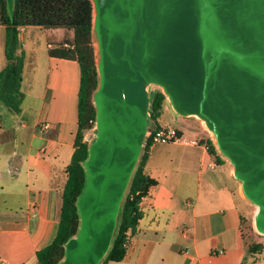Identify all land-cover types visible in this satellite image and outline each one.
Wrapping results in <instances>:
<instances>
[{"label":"water","instance_id":"1","mask_svg":"<svg viewBox=\"0 0 264 264\" xmlns=\"http://www.w3.org/2000/svg\"><path fill=\"white\" fill-rule=\"evenodd\" d=\"M96 137L80 226L57 264H102L153 130L151 92L200 125L264 236V0H90ZM13 18L14 0H5Z\"/></svg>","mask_w":264,"mask_h":264},{"label":"crops","instance_id":"2","mask_svg":"<svg viewBox=\"0 0 264 264\" xmlns=\"http://www.w3.org/2000/svg\"><path fill=\"white\" fill-rule=\"evenodd\" d=\"M19 31L25 58L20 111L0 98V264H37V253L55 238L79 127L80 64L50 52L69 48L73 31L43 25ZM0 35L1 72L5 24ZM168 110L166 103L158 123H177L199 143L149 150L145 170L156 184L140 202L143 216L125 258L110 264H264V244L246 254L241 196L230 166L201 143L209 137L203 129L177 116L165 121ZM46 123L49 128L41 129ZM184 227L191 228L187 237Z\"/></svg>","mask_w":264,"mask_h":264},{"label":"trees","instance_id":"3","mask_svg":"<svg viewBox=\"0 0 264 264\" xmlns=\"http://www.w3.org/2000/svg\"><path fill=\"white\" fill-rule=\"evenodd\" d=\"M56 3V4H53ZM0 12L6 25L5 56L6 66L0 72V98L12 110L19 112L23 100L21 84L23 79L24 52L21 50L19 27L43 25L47 28H68L73 31L69 48L50 50L54 55L77 59L81 68L79 92V127L75 140V151L71 163L66 168L68 179L64 188L61 220L53 241L37 253V264H57L65 255V243L77 234L80 215L77 201L87 183L84 162L88 158L91 143L84 141L87 130L96 121L93 95L98 85V74L92 43V4L90 0H14L13 18L0 0ZM166 106L165 96L159 88L151 92L150 119L156 126ZM182 133V131H179ZM208 146L218 163H225L209 137L201 140ZM149 158L148 145L134 173L128 193L123 203L118 228L112 246L102 264L122 261L127 253L129 235L135 231L143 213L140 202L150 187L156 184L145 170ZM244 235V234H243ZM260 235L252 231L251 242L245 240L246 254H256L263 244L257 240ZM245 238V236H244Z\"/></svg>","mask_w":264,"mask_h":264},{"label":"built area","instance_id":"4","mask_svg":"<svg viewBox=\"0 0 264 264\" xmlns=\"http://www.w3.org/2000/svg\"><path fill=\"white\" fill-rule=\"evenodd\" d=\"M91 124L92 126L87 130L84 136V141L88 143H92L96 137L95 122L91 121ZM0 126H1V122H0ZM40 128L45 130L49 128V124L47 123L43 124ZM179 131L180 129L173 125L159 124V123L156 126L153 125V130L147 141L149 150L160 144L180 143L187 145H196L199 143L198 140L191 139L187 137L185 134L180 133ZM206 147L209 150L207 145ZM190 232H191L190 227H184L182 228L181 234L184 237H187L190 234Z\"/></svg>","mask_w":264,"mask_h":264},{"label":"rangeland","instance_id":"5","mask_svg":"<svg viewBox=\"0 0 264 264\" xmlns=\"http://www.w3.org/2000/svg\"><path fill=\"white\" fill-rule=\"evenodd\" d=\"M53 4H56V3H53ZM0 23L4 24V20H3V17L1 15V12H0ZM0 37H1V35H0ZM3 56L4 55L2 54V58H3ZM174 116L175 115H173V113L170 110H168L164 116V120L173 123L174 121L172 120V118L176 117V116L175 117ZM173 125H177V123H175ZM181 125H183V124L181 123ZM190 126L195 127V128H200L199 127L200 125L197 126L195 124H191ZM180 127L184 131V133H186L187 135L192 132L191 130L187 129L184 126H180ZM199 133L204 134V132H201V131ZM239 200H240V209H241V212L243 213L242 231H243V234L245 236L246 242L250 243L251 242V234H252V231H254V229H253V215L256 211V208L251 206L250 204L246 203L241 198H239ZM257 240H259L262 244H264V236L260 235V237L257 238Z\"/></svg>","mask_w":264,"mask_h":264}]
</instances>
